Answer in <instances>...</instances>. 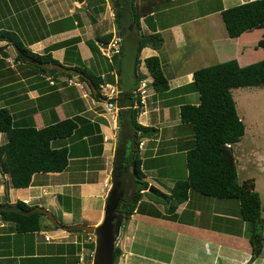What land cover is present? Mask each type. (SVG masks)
I'll use <instances>...</instances> for the list:
<instances>
[{
	"label": "crops",
	"instance_id": "obj_1",
	"mask_svg": "<svg viewBox=\"0 0 264 264\" xmlns=\"http://www.w3.org/2000/svg\"><path fill=\"white\" fill-rule=\"evenodd\" d=\"M245 1L250 0H210L215 4L190 13L199 0H151L148 11L142 10L147 14L140 11L139 1V22L128 16L122 18V31L115 23L113 4L108 0H0V29L16 33L33 53H49L69 68L76 64L85 66L102 79L99 85L109 84L118 94L134 92L141 102L137 122L152 127L138 133L135 145L129 133L120 127L118 106L108 111L105 98L93 95L87 79L81 80L74 70L71 76L42 72L18 60L13 44L0 40V107L9 111L13 123L40 129L68 118L77 119V128L69 137L52 142L55 147L68 149L66 168L61 172L35 173L30 185L24 188L12 187L9 176L0 172L1 203L20 200L28 206L52 211L63 225L97 226L104 218L117 168L121 173H129L133 181L136 146L143 179L168 194L175 180L165 184L154 175L168 172L167 157L174 154L171 150L185 155L191 146L192 129L180 121L179 109L184 103L198 102V93L191 90L190 83L193 72L207 65L201 54L195 53L197 39L188 26L202 19L206 20L202 28L216 29L214 34L219 37H207L215 57L222 54L226 59H237L241 65L255 61L264 57V50L256 47L257 31L231 38L220 15L221 9ZM143 4L144 8L149 6ZM187 12L189 17H185ZM151 32L160 33L162 44L141 49L137 72L139 33ZM107 34H111L109 41L119 36L123 47L122 54L111 59L99 52V43H106L102 37ZM89 42L99 51L94 53ZM192 53L199 56L197 64L193 63ZM148 56L159 58L168 80L169 89L163 93L152 88L153 78L144 65ZM216 62L217 58L213 64ZM70 80L81 85L70 84ZM247 96L245 91L243 97ZM238 116L245 126L243 136L233 145L238 182L252 180L260 194L258 183L264 184V121L255 120L252 113L247 129L244 118L239 113ZM5 142L6 136L0 132V144ZM141 201L143 211L135 208L122 225L116 243L121 251L116 264H264V239L260 254L252 258L249 224L240 216L239 201L189 192L187 200L176 206L175 218L150 214L153 209L164 214V202L145 193ZM75 203L78 209L73 210ZM263 213L262 207V237ZM239 216V221H244L240 229L235 226ZM41 224L39 231L19 233L13 224L0 219V264H92L94 249L89 244L94 243L93 234L87 232L83 237L84 233L55 228L50 220L42 218Z\"/></svg>",
	"mask_w": 264,
	"mask_h": 264
},
{
	"label": "trees",
	"instance_id": "obj_2",
	"mask_svg": "<svg viewBox=\"0 0 264 264\" xmlns=\"http://www.w3.org/2000/svg\"><path fill=\"white\" fill-rule=\"evenodd\" d=\"M148 4L149 6L145 8L144 4H140V11H146L152 6L151 2ZM113 9L115 23L122 31L125 29V26L120 24L122 18L128 16L136 23L139 22L140 13L137 12V0H113ZM145 11L142 13L147 14L144 13ZM220 15L229 37L238 38L244 32L257 31L256 47L264 50V0L245 1L221 9ZM110 37L111 34H107L102 38L105 42H109ZM0 40L13 44L18 60L42 72L67 76L73 74L42 67L24 59L22 53L37 60L59 63L49 53L38 55L25 48L13 31L0 29ZM162 40L160 33L157 32L139 33L135 52V71L139 70L141 49L144 46L158 48ZM88 45L94 53L99 51L93 42H89ZM122 52L121 45L117 55H121ZM144 65L153 78L151 85L154 91L158 93L167 91L169 84L162 72L159 58L148 56L144 59ZM71 69L81 80L90 81L94 96L104 98L98 91L99 83L102 82L99 76L79 64L72 66ZM248 86H264V57H259L244 65L232 58L198 68L193 72L190 88L198 93V102L196 104L184 103L179 109L180 121L191 127L193 136L191 146L185 151V176L175 180L165 199L146 191L148 182L143 179L144 174L140 170L141 161L137 156L136 146L133 149L135 156L133 158L132 192L125 220L135 208L143 211L140 205L144 193L166 204L164 214L156 209H153L150 214L171 218L174 217L176 206L187 200L189 192L219 199H237L240 216L249 224L248 238L251 245V256L256 258L260 254L264 239L261 235L260 196L255 191L252 180L238 182L236 161L233 155V145L243 136L245 126L238 116L232 89ZM112 101L119 108L117 118L120 127L129 133L130 140L137 145L138 133L152 130V127L137 122L141 106L138 95L132 91L119 93ZM76 120V118H68L40 129L33 126H18L13 123L9 111L5 107H0V132L6 136V142L0 144V172L9 176L12 187L29 186L35 173L61 172L66 168L68 149L55 147L52 142L69 137L77 128ZM31 209L33 206H28L20 200L14 204L2 202L0 203V219L13 224L15 231L19 233L39 231L42 229L41 217L45 214L30 212ZM52 226L58 228V225L52 224ZM67 230L83 231L72 226H69ZM89 247L93 250L94 243H90ZM120 252V249L115 247L114 264Z\"/></svg>",
	"mask_w": 264,
	"mask_h": 264
},
{
	"label": "rangeland",
	"instance_id": "obj_3",
	"mask_svg": "<svg viewBox=\"0 0 264 264\" xmlns=\"http://www.w3.org/2000/svg\"><path fill=\"white\" fill-rule=\"evenodd\" d=\"M113 4V0H108ZM112 1V2H111ZM140 1V4L142 3H149L151 2V0H137V3ZM207 0H199V2L195 3V5H197L196 7L191 8L190 13H193L195 10L199 9V11L201 10H205L207 8H209L210 6H212L213 4H215V2H206ZM141 4V5H142ZM137 10H138V4H137ZM194 10V11H192ZM185 17H189V12H187L185 14ZM206 22V20H198L195 22L196 25H189L188 27L190 28V30L193 32V38L197 39L196 41V46H195V53L201 54V57L203 58V61H206V66H209L211 64H213V62L215 61V59H218V62H222L226 59L227 57H221L222 54H216V57L214 55L213 50L211 49V46L208 44L209 39L207 40L208 34H211L212 36H217L219 37L218 33L214 34V31H216L215 28H210L209 26H206L204 28H202V25ZM220 23H222V21L220 20ZM223 27V24H221ZM224 29V27H223ZM225 31V29H224ZM206 42V46L204 47V43ZM190 50L192 51V48H190ZM228 49H226V52ZM199 51L201 53H199ZM100 52V51H99ZM193 55V60H194V64H197V61L199 60V56H197L196 58V54L192 53ZM187 56H185L186 58ZM224 58V59H223ZM105 59V58H103ZM178 59H182V58H178ZM186 60H191V58H188ZM105 63H107L106 60H104ZM110 64V63H109ZM107 63V65H109ZM205 67V66H204ZM143 68V66H142ZM248 92V96L247 97H243L244 92ZM168 95H165V97ZM232 96L235 100L236 103V110L237 113L240 114V116L242 118H244V122L246 123V128L249 129V117L252 115L253 113V117L255 120L257 121H264V86L263 87H259V86H251V87H239V88H233L232 89ZM262 131L264 132V127L262 128ZM264 135V133H263ZM191 138H193L192 136V132H191ZM172 153H174L173 155H170L167 157V160L169 161L170 164V168L168 169L167 173H163V175L159 176V175H154L155 177H157L159 180H164L163 182H165V184H170L172 183L174 180H177L178 178H183L185 176V172H186V167H185V155L180 151L179 153H177V151L171 150ZM259 179V178H258ZM261 180V179H259ZM258 188L260 189V194L261 195V215H262V207L264 208V184L258 183ZM236 201H238L237 199H234ZM2 199L0 198V203H1ZM156 201V200H155ZM161 203H163L162 201H160ZM76 210L78 209L77 204L75 203L73 206ZM235 217V216H234ZM42 219H45L46 221H48L49 219L47 218L46 215H44L43 217H41ZM58 218H60L58 216ZM168 218V217H167ZM175 218V216L173 217ZM236 218V217H235ZM239 217H237L238 219V223L235 226L238 227L240 229V223H244V221H239ZM263 218H264V213H263ZM243 220V219H242ZM246 222V221H245ZM247 223V222H246ZM50 224L52 225V223L50 222ZM242 227V226H241ZM238 229V230H239ZM73 233L75 231H72ZM76 233H84L81 234L83 235V237H86L85 235V231H76ZM89 235V234H88ZM94 237V236H93ZM264 238V237H263ZM161 242V240H159ZM250 243V242H249ZM251 246V245H250ZM139 247V244H138ZM91 264V263H90Z\"/></svg>",
	"mask_w": 264,
	"mask_h": 264
},
{
	"label": "water",
	"instance_id": "obj_4",
	"mask_svg": "<svg viewBox=\"0 0 264 264\" xmlns=\"http://www.w3.org/2000/svg\"><path fill=\"white\" fill-rule=\"evenodd\" d=\"M82 1V0H78ZM138 35V32L136 31ZM27 61L40 65L42 67L53 68L57 71L72 72L69 67L62 65L61 63H49L41 60H37L27 54H21ZM88 80V79H87ZM89 84L90 81L88 80ZM92 86V85H91ZM148 192L165 199L167 194L162 192L153 184H150L147 189ZM117 196L114 194V188L110 191L105 205V214L102 222L93 226L90 224L76 223L72 225L75 229L83 230L94 235V252L92 257V264H114L115 247L118 240V236L122 229V219L114 221L116 216ZM30 212L44 213L52 224L58 225L59 228L67 229L69 226L59 223L58 219L54 216L53 212L41 207L35 206ZM122 218V217H121Z\"/></svg>",
	"mask_w": 264,
	"mask_h": 264
},
{
	"label": "flooded vegetation",
	"instance_id": "obj_5",
	"mask_svg": "<svg viewBox=\"0 0 264 264\" xmlns=\"http://www.w3.org/2000/svg\"><path fill=\"white\" fill-rule=\"evenodd\" d=\"M129 176H130L129 173H121L120 169L117 168V173L113 177L114 183L112 189L114 188V194L115 196H117V204H118L116 207V216L114 218V221L122 219V225L125 221V217L131 197V192H132L131 188L133 185V181L131 179V176L129 179ZM108 195H110V192Z\"/></svg>",
	"mask_w": 264,
	"mask_h": 264
},
{
	"label": "built area",
	"instance_id": "obj_6",
	"mask_svg": "<svg viewBox=\"0 0 264 264\" xmlns=\"http://www.w3.org/2000/svg\"><path fill=\"white\" fill-rule=\"evenodd\" d=\"M100 45V53L106 57H108L109 59H111L113 56L117 55L120 51V46H121V38L119 36H113V38L106 43H99ZM47 80L50 83H53L52 80L50 79V77L47 78ZM70 84H77L74 83L73 81H69ZM77 85H81L80 83H78ZM144 85V84H142ZM82 87V86H81ZM100 88V94L101 96H103L106 108L108 111H111L112 109H116V103L112 101V99H115V97H117L118 95V91L117 89H115L114 87H112L109 84H104L101 83L99 85ZM49 240V239H48Z\"/></svg>",
	"mask_w": 264,
	"mask_h": 264
}]
</instances>
